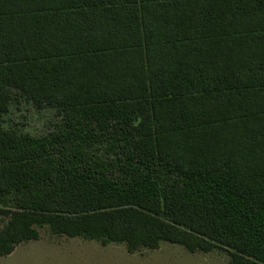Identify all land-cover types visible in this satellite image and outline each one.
<instances>
[{
  "label": "trees",
  "instance_id": "1",
  "mask_svg": "<svg viewBox=\"0 0 264 264\" xmlns=\"http://www.w3.org/2000/svg\"><path fill=\"white\" fill-rule=\"evenodd\" d=\"M0 218L264 264V0H0Z\"/></svg>",
  "mask_w": 264,
  "mask_h": 264
},
{
  "label": "rangeland",
  "instance_id": "2",
  "mask_svg": "<svg viewBox=\"0 0 264 264\" xmlns=\"http://www.w3.org/2000/svg\"><path fill=\"white\" fill-rule=\"evenodd\" d=\"M54 118L51 110L24 103L11 108L10 120L36 135L47 132ZM4 223L0 218V228ZM229 260V252L220 247L190 252L163 241L154 249L129 252L122 242L102 244L96 239L56 235L47 226L38 228L37 239L21 242L10 254L0 256V264H228Z\"/></svg>",
  "mask_w": 264,
  "mask_h": 264
}]
</instances>
